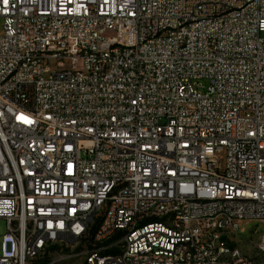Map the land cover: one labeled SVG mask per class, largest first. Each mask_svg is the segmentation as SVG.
<instances>
[{"label": "built area", "instance_id": "obj_1", "mask_svg": "<svg viewBox=\"0 0 264 264\" xmlns=\"http://www.w3.org/2000/svg\"><path fill=\"white\" fill-rule=\"evenodd\" d=\"M252 218L264 0H0V264L41 242L88 264H263L217 258Z\"/></svg>", "mask_w": 264, "mask_h": 264}, {"label": "bare ground", "instance_id": "obj_2", "mask_svg": "<svg viewBox=\"0 0 264 264\" xmlns=\"http://www.w3.org/2000/svg\"><path fill=\"white\" fill-rule=\"evenodd\" d=\"M91 59H99L101 58V51H90ZM64 63H73V56H49V64H64ZM37 66H46V59H37ZM89 75H96V68H89ZM248 222H257L262 224L261 218H252L247 220ZM244 221V222H247ZM166 223H173V216H166ZM243 231V229L239 230V234ZM220 235V227H209L208 228V238H216ZM233 242V237H224V249L218 250V242L216 239L208 240V247L210 250H218L217 258L221 259H229L232 255L237 252H241L238 248H234L231 243ZM234 242L236 241V237H234ZM253 247L257 248V256H262V248L264 247V229L260 236V240L253 243ZM52 248H64V246H52ZM63 250V249H62ZM49 251V242H41L40 246L37 247V255L29 256V263L38 257L46 254ZM244 255V254H243ZM247 256V255H245ZM154 259V250L144 251V254L139 256V251H130L129 255H127V262H137V264H147L149 261ZM88 264V262H86ZM264 264V258H263Z\"/></svg>", "mask_w": 264, "mask_h": 264}, {"label": "rangeland", "instance_id": "obj_3", "mask_svg": "<svg viewBox=\"0 0 264 264\" xmlns=\"http://www.w3.org/2000/svg\"><path fill=\"white\" fill-rule=\"evenodd\" d=\"M205 84V83H203ZM245 230V225H248ZM6 226L5 222L0 221V237L5 233ZM263 232L262 224L257 222H243V231L241 230L239 237H236L237 242H243V249L247 256H252L253 258L257 256V248L253 247V243L260 240V236ZM1 247V238H0ZM53 253L49 255L48 264H87L84 259V255L80 254L83 250L78 247L74 252L65 248H52ZM82 253V252H81ZM43 256V255H42ZM41 257V256H40ZM39 257L31 262L35 264L39 261Z\"/></svg>", "mask_w": 264, "mask_h": 264}, {"label": "trees", "instance_id": "obj_4", "mask_svg": "<svg viewBox=\"0 0 264 264\" xmlns=\"http://www.w3.org/2000/svg\"><path fill=\"white\" fill-rule=\"evenodd\" d=\"M53 253V249H50L46 254L43 256L39 257V261L36 262L35 264H48L49 263V255Z\"/></svg>", "mask_w": 264, "mask_h": 264}, {"label": "crops", "instance_id": "obj_5", "mask_svg": "<svg viewBox=\"0 0 264 264\" xmlns=\"http://www.w3.org/2000/svg\"><path fill=\"white\" fill-rule=\"evenodd\" d=\"M250 224H248V225H245V230H246V228H247V226H249ZM231 245L234 247V248H238L241 252H243V254L244 255H247L246 254V252L244 251V249H243V242H234V244H233V242L231 243Z\"/></svg>", "mask_w": 264, "mask_h": 264}, {"label": "snow or ice", "instance_id": "obj_6", "mask_svg": "<svg viewBox=\"0 0 264 264\" xmlns=\"http://www.w3.org/2000/svg\"><path fill=\"white\" fill-rule=\"evenodd\" d=\"M5 3H7V0H4Z\"/></svg>", "mask_w": 264, "mask_h": 264}]
</instances>
